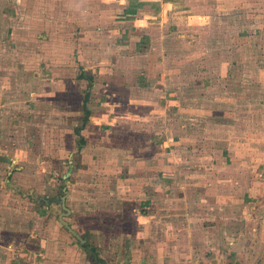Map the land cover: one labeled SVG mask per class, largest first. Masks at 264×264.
Instances as JSON below:
<instances>
[{"label": "rangeland", "instance_id": "obj_1", "mask_svg": "<svg viewBox=\"0 0 264 264\" xmlns=\"http://www.w3.org/2000/svg\"><path fill=\"white\" fill-rule=\"evenodd\" d=\"M102 1L0 2L21 8L1 19L3 55L70 76L69 91L51 88L18 128L0 130L3 151L27 158L16 175L0 164V264H163L155 253L186 250L187 236L210 224L220 238L222 224L235 233L245 212L264 220V0H192L198 24L167 18L143 55L117 51L106 32L78 34V7ZM147 68L149 82H138ZM76 74L90 79L77 85ZM231 203L239 211L228 216Z\"/></svg>", "mask_w": 264, "mask_h": 264}, {"label": "crops", "instance_id": "obj_2", "mask_svg": "<svg viewBox=\"0 0 264 264\" xmlns=\"http://www.w3.org/2000/svg\"><path fill=\"white\" fill-rule=\"evenodd\" d=\"M21 1L23 0H18V3H20ZM109 1L111 5L108 3ZM109 1L105 2L103 0L100 6H93L90 8L85 7V4H83V7L81 8L78 7V14L76 13L75 15V18L78 19V24L75 27L76 30H78L79 32L78 34H80V32L82 34L85 32H90V34L95 37H97L98 35H102L101 33L106 32L107 35L112 36V45H110L114 46V48L122 54H127L128 52L132 55H143L142 50L147 51L148 46H150L151 49L154 50L153 45H159V39H157L155 36L159 33L165 32V21L169 17H183L187 19H194L195 21L198 17L197 14H192V12H189L192 9V0ZM117 3L118 6L116 5ZM235 6L241 7L242 3H238V5L236 4ZM173 7H175V9H173ZM12 9L13 11H9L5 10V8H0V130H11L13 128H18L16 122L17 120L21 119L22 114L31 115L35 113L37 111L38 104L40 105L43 101L46 103L47 99L49 101L50 98L48 97L52 96L49 93V90L51 88L56 89L58 92L62 93L67 90L66 88H69L68 84L66 85L65 82H68L70 80V76L67 75L64 76V79L58 78V76H56L57 73H54V70L50 68L51 64L49 65L46 63L50 62L47 59L44 62L48 67L47 71L45 72L41 68L38 70L37 68H32V66H35L34 64H36L37 66L36 62L33 63L30 62V60H25L23 62L16 59L11 60L10 58L5 57L3 55V51L4 49H6V47L5 43H3L1 19L4 16L9 17L11 14L12 17L16 16V18L18 19L20 17L21 12L20 6L13 7ZM80 10L81 13L79 14ZM228 10L229 9L227 8L226 13L228 12ZM36 12L34 11V7L29 6L28 13L24 15L23 12L22 15H24V18L35 19L37 16ZM237 12L241 11L234 12V16L236 18H243L242 15L238 14ZM69 15L74 16V12L71 11ZM209 15L210 16L207 17H209V20L212 21L213 13H210ZM92 17H94V20L92 19ZM102 17H107L105 22L101 21ZM32 19L31 21H25V23L29 28L35 29L32 26L34 24ZM178 20V23H182V20L186 19ZM195 21L191 22H194V24H198L197 21ZM17 26V30L20 31V28L22 27L19 26V23L17 24ZM105 27H108L109 29L102 30V28ZM168 30L170 29L168 28ZM147 43L148 46L146 47ZM78 48L81 49V45ZM96 51L97 50H93L94 56H96ZM12 61H17V63L15 64ZM10 62L12 63V65H10ZM60 62L63 63V60ZM42 63L43 62H41V64L39 65L42 66ZM8 64L9 66L6 67V65ZM21 64H23L24 66L20 67ZM74 64L77 63L74 62ZM84 64L85 63H83V65ZM126 64H128V62H125L124 66ZM149 77V68H147L144 71H141L140 78H138V82H149ZM71 79L74 83L80 81L82 83H85L89 81L90 78L87 79L85 75L81 76L76 74V76L74 75ZM77 92L79 91L77 90ZM105 92L107 91L101 92V94H103L102 98H106L105 100H107V102L111 101L113 95L111 94V92ZM79 94L82 96H78V100H80V102L83 104L84 95L80 92ZM40 101L42 102L38 103ZM117 106L118 105L112 106V113L116 112ZM75 127H78V125L76 124ZM8 140L13 141L14 139L8 138ZM4 144L7 145L8 143ZM9 154L10 153L7 150L4 149L3 151L2 147L0 146V164H5L6 166L11 168L12 171L8 173L9 175H14V173L16 175V173L18 172L23 173L21 170H19L18 172L14 171L17 169L16 164L18 162L27 160V158L21 157L19 155ZM28 156L29 155H27V157ZM0 174H2L1 171ZM0 181L1 183L2 181L6 183L4 177H0ZM3 187L4 186L2 184L0 186V191ZM224 188L225 187H223V189ZM231 189L238 188H226L225 190L227 191H224L222 193H229V190ZM257 206L260 205L257 204ZM223 210L226 211L227 215L229 216V212H232L231 210L239 211V206L237 204L231 203L228 204L227 207H224ZM240 211L244 213L242 209ZM245 215L242 217V220L238 221L235 224V233L229 232V230H234L229 227V222H227L225 224H222V232L220 238H218L217 235H215L214 232L210 230L213 227L212 224H210L208 226V229L205 228V231L202 236H200L201 234L198 235L196 233L191 234L190 237L187 236V243L189 245L187 244L186 250L182 251L180 247L169 248V251L166 248H162V250H159L155 254L157 255L158 260L163 264H184V260L186 259L187 264H198L201 261H204L205 264H264V225H261V223H264V220L262 221L261 219H256L255 221H251L252 219H255V216L251 217L250 215H248V217H246ZM244 219L246 221H244ZM175 225L176 224L173 222L172 226L175 227ZM170 237L171 236L169 235L167 238ZM219 239L220 249L218 250L217 248H213V245L216 240ZM164 240L165 239H162L160 241ZM198 243H201V247H203V249L200 247V245H198ZM200 250L203 252L204 256L198 255V252ZM210 250H214V255ZM216 251L217 253H215Z\"/></svg>", "mask_w": 264, "mask_h": 264}, {"label": "water", "instance_id": "obj_3", "mask_svg": "<svg viewBox=\"0 0 264 264\" xmlns=\"http://www.w3.org/2000/svg\"><path fill=\"white\" fill-rule=\"evenodd\" d=\"M66 196L63 197L62 199V206L63 208L67 211L70 212V210L66 207ZM61 220V218H60ZM62 223L70 230L71 233H73L76 237H78V239H80V241L83 243L84 239L78 234V232H76L75 230H73L70 226V224L66 221H62Z\"/></svg>", "mask_w": 264, "mask_h": 264}, {"label": "trees", "instance_id": "obj_4", "mask_svg": "<svg viewBox=\"0 0 264 264\" xmlns=\"http://www.w3.org/2000/svg\"><path fill=\"white\" fill-rule=\"evenodd\" d=\"M89 100V97L87 96L86 97V101H88ZM88 112V111H87ZM88 114H89V112H88ZM95 256H97V253L95 254ZM98 261L100 262V263H102V264H107L103 259H101V258H99L98 257Z\"/></svg>", "mask_w": 264, "mask_h": 264}]
</instances>
